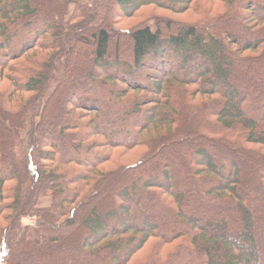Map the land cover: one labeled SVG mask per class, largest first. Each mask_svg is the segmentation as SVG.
<instances>
[{
	"label": "trees",
	"instance_id": "trees-1",
	"mask_svg": "<svg viewBox=\"0 0 264 264\" xmlns=\"http://www.w3.org/2000/svg\"><path fill=\"white\" fill-rule=\"evenodd\" d=\"M194 1L0 0V264H264V0L111 26Z\"/></svg>",
	"mask_w": 264,
	"mask_h": 264
},
{
	"label": "rangeland",
	"instance_id": "rangeland-1",
	"mask_svg": "<svg viewBox=\"0 0 264 264\" xmlns=\"http://www.w3.org/2000/svg\"><path fill=\"white\" fill-rule=\"evenodd\" d=\"M68 5H69V9L70 11H72V9L74 8V5L77 2H83L85 4H91L92 0H65ZM196 4V5H195ZM194 5L197 6H201V13L199 12V10H197V7H193L191 11L187 12L186 14H175L169 11H164V10H160L155 6H147L144 7L141 12L139 14L136 15L135 18H126V16H121L120 14H115V18L113 21V24L111 25L112 28L116 29L117 31L120 32H126L128 30H130L133 26L139 24V23H143L149 20L155 21L158 18H163L166 20V22H170L172 24H177V23H191V22H195V21H200L201 19H203V15L206 14V16H213L215 14H220L223 13L227 10V4L226 2L222 1V0H195L194 1ZM200 8V7H199ZM124 13H122L123 15ZM164 29V26H163ZM175 28H173V30H166L165 29V36H169L170 34H172L173 32H175ZM22 41L20 39H12L10 43H12V46L18 45L20 44ZM23 43V42H22ZM21 43V44H22ZM121 49H120V55L122 57H126L129 54V40L125 37L121 39ZM13 51V50H11ZM115 52H113L114 54ZM115 54H119L116 52ZM113 60V59H112ZM24 59L23 58H19L13 62H11V65H19L21 62H23ZM173 62H175L173 60ZM178 65L173 66L172 72L173 71H177ZM8 87H11V82L9 80H3L0 82V93L1 91L7 89ZM32 94H25L24 95V101H27V99L31 98ZM104 101L101 100L99 101V106L101 108L104 107ZM8 108H11V106L7 105ZM67 107V106H66ZM63 112V111H61ZM108 128H105L104 131H107ZM68 149V148H67ZM65 149L63 151V158H67L70 155V151ZM70 152V153H69ZM108 152V151H107ZM119 152H114L113 154V159L116 158L119 154ZM163 158L166 160V162H168V160H170V163H173L174 166H178V161L174 155V158H171L170 155H168L167 153H165L163 155ZM128 160H133V159H128ZM87 164V163H86ZM106 168H110L109 163L105 164ZM84 171V170H83ZM170 185L175 189L173 190L176 194H179L180 191H178V188H181V181L178 180H172L170 182ZM192 190H194L193 188H191ZM51 203V198L49 196H44L42 195L40 197L39 200V205L41 207H47L49 206ZM151 211L150 214L151 216H154V213ZM33 219V220H31ZM152 220V219H151ZM23 225L30 227V229L32 228H36L37 227V219L35 216H28L26 218H23L22 220ZM33 226L31 227L30 225ZM1 227H3L4 229L7 228V226L5 224L2 223V221H0ZM36 230V229H35ZM32 231L30 233V236L32 239H38L40 237V234L38 233V231ZM57 236L61 237L63 236V234L61 232H56L55 233ZM155 243L153 240H151V242L142 250L138 251V253L136 254L135 258H134V262L132 264H141L143 262L146 261V258L148 256L149 253H151L152 251V244ZM73 251L75 253H79L81 251L80 247H75L73 248ZM28 254V252H26ZM119 257H122V255H120ZM22 259H26V256L22 257ZM100 261L97 262V264H99Z\"/></svg>",
	"mask_w": 264,
	"mask_h": 264
},
{
	"label": "built area",
	"instance_id": "built-area-1",
	"mask_svg": "<svg viewBox=\"0 0 264 264\" xmlns=\"http://www.w3.org/2000/svg\"><path fill=\"white\" fill-rule=\"evenodd\" d=\"M31 220H33V219H31ZM32 225H33V223H32Z\"/></svg>",
	"mask_w": 264,
	"mask_h": 264
}]
</instances>
